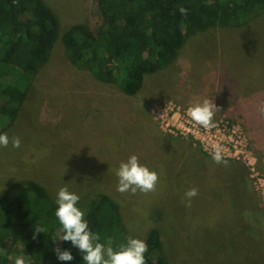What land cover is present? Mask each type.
<instances>
[{"label":"rangeland","instance_id":"1","mask_svg":"<svg viewBox=\"0 0 264 264\" xmlns=\"http://www.w3.org/2000/svg\"><path fill=\"white\" fill-rule=\"evenodd\" d=\"M61 33L97 26L94 0H44ZM213 100L210 129L189 107ZM264 10L239 28L186 38L172 65L125 96L71 65L57 43L5 131L20 147H0V193L25 180L120 207L128 237L159 231L168 264H264ZM180 124V125H179ZM179 125V126H178ZM3 133V134H4ZM220 145L225 163L212 159ZM136 155L155 171V191L120 193L115 174ZM198 195L187 205L184 193Z\"/></svg>","mask_w":264,"mask_h":264},{"label":"trees","instance_id":"2","mask_svg":"<svg viewBox=\"0 0 264 264\" xmlns=\"http://www.w3.org/2000/svg\"><path fill=\"white\" fill-rule=\"evenodd\" d=\"M99 24L75 23L61 33L60 21L44 0H0V134L15 121L38 70L59 43L65 59L96 82L136 95L143 80L168 69L186 38L211 28H239L264 10V0H94ZM187 9L182 15L179 8ZM58 205L43 184L25 180L0 193V264H85L70 241L59 240ZM100 243L126 244L119 205L108 195L80 205ZM46 227L33 238L34 226ZM56 239L57 241H53ZM146 264H168L159 231L150 229ZM69 250L71 261L53 251Z\"/></svg>","mask_w":264,"mask_h":264},{"label":"clouds","instance_id":"3","mask_svg":"<svg viewBox=\"0 0 264 264\" xmlns=\"http://www.w3.org/2000/svg\"><path fill=\"white\" fill-rule=\"evenodd\" d=\"M182 15L187 14V9L179 8ZM221 111L213 100L204 99L189 107L188 114L191 120L198 126L210 129L215 127L213 122L216 112ZM261 117H264V105L258 108ZM11 143L13 148L20 147V138L12 137L7 133L0 134V147L7 148ZM215 163H225L220 145H216L212 154ZM118 177L117 191L120 193L137 191L148 193L155 191L159 179L155 171L142 165L136 155H131L127 161L121 162L115 171ZM198 195L196 188H190L184 193L187 205ZM80 200L79 195L68 190L66 186L60 187L57 192L56 204L58 207L55 216L62 226V235L59 240L70 241L71 245L77 248L83 255L85 264H146L145 253L148 251V244L145 240L128 237L126 244L120 245L118 250L111 246L105 247L100 243V236L89 229L88 222L84 219L85 213L77 207ZM46 227L34 226L33 238L37 233H45ZM53 241H57L53 239ZM59 261H71L73 256L69 250H61L59 247L53 249ZM14 264H26L24 257L15 258Z\"/></svg>","mask_w":264,"mask_h":264},{"label":"bare ground","instance_id":"4","mask_svg":"<svg viewBox=\"0 0 264 264\" xmlns=\"http://www.w3.org/2000/svg\"><path fill=\"white\" fill-rule=\"evenodd\" d=\"M179 125H180V124H179ZM179 125H178V126H179Z\"/></svg>","mask_w":264,"mask_h":264}]
</instances>
